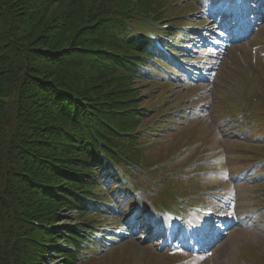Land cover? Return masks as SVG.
I'll return each mask as SVG.
<instances>
[{
	"label": "trees",
	"instance_id": "16d2710c",
	"mask_svg": "<svg viewBox=\"0 0 264 264\" xmlns=\"http://www.w3.org/2000/svg\"><path fill=\"white\" fill-rule=\"evenodd\" d=\"M166 3L0 0V264L81 261L114 217L97 169L152 167L134 78L152 69L143 29ZM64 209L77 223L54 226Z\"/></svg>",
	"mask_w": 264,
	"mask_h": 264
},
{
	"label": "rangeland",
	"instance_id": "374dc122",
	"mask_svg": "<svg viewBox=\"0 0 264 264\" xmlns=\"http://www.w3.org/2000/svg\"><path fill=\"white\" fill-rule=\"evenodd\" d=\"M167 1L168 3L162 8L164 19L172 23L181 20L188 22L190 26H198L202 23L201 14L199 11L196 12V5L199 6L198 0ZM204 22L208 30L214 28L211 22L207 20ZM260 23L247 40L231 45L223 53L217 54L213 49L210 53L208 51L205 53V49L200 46L197 50L202 49V52L193 53V58L190 56L192 58L190 64L205 70L207 79L204 82L193 85L189 81L180 82L176 78V81H172L173 84L165 86L167 88H161L162 91L158 90V87L155 88L156 83L153 84L154 86L146 85L147 83L143 80L134 83V86H139L137 96L140 99L137 102L147 112L146 117L139 116L140 121L137 128H148L149 132L153 131L152 138L157 139L155 144L142 147L143 158L149 164L164 161L165 166H158V169L152 173L158 174L157 178L144 176L140 179L141 183L147 185V191L133 193L129 202H135L134 206L128 205L127 207L125 204L121 208L119 204L122 203L125 195L122 194V196L119 193L120 200L115 210L118 219H111L119 222L123 218L131 217L138 207H146L150 213L149 218H152L151 215L159 216L155 210L151 211L148 205H152L153 197H163L160 193L164 192L165 178L170 176L171 171H175L172 175L189 172L185 169L191 166L194 156L197 155L196 159L207 158L206 163L209 165L205 170L213 168L220 174L206 176L203 172L197 173L199 177L195 185H192L194 182L191 175L179 179L185 188L184 191L188 192L187 199L184 198L183 201H188V198H193L195 201L202 199L199 196L201 194L199 188L204 189L205 187L206 192L209 189L219 190L221 187L227 190V197L222 199L224 203L221 204L218 201L220 206L217 205V209L223 216L233 220L230 221L231 228L221 227V230L226 233L224 238L205 253L192 254V252L177 248L171 250L162 248L160 247L161 239L151 242L147 237L149 234L145 231L150 227L140 228L139 225L142 224H139V229L135 228V232H124L125 234H122L116 243L101 247L102 250L93 254L94 256L86 264H251L250 261L254 256L264 260V225L260 229L255 228L251 223L245 227L235 225V222H239L240 216V213H237V207L241 210L250 209L258 202L264 208V178L251 182L248 180L249 177L244 178L242 179L244 183L242 185L237 183L238 186L235 185L234 189V184L224 179L228 174L232 176L230 179H233V176L244 177L243 170L251 166V164H241L234 157V154H239V151L228 150V146L236 144V139L232 138L235 134H242L237 129L239 124L244 128L248 126V121L254 123L257 119V117L255 119L254 117L242 118L243 111L239 110V107L244 106V99L247 101L245 107H248L249 98L245 97L246 94L241 97L245 86L241 84L243 82L241 79L245 75L249 77L254 75L253 81L258 80L257 84L252 82L255 92L260 96L264 95V21ZM157 25L160 24L157 23ZM200 30L202 32L203 27ZM188 47L194 48L195 44ZM199 93L202 94L199 101L201 99V106L207 107L206 111L199 113V110H194L188 119L184 117L185 122L182 118H177L178 111H182L180 108L184 105L186 108L191 105V98ZM231 98L239 99L235 109L230 108ZM192 105L195 106V103ZM256 107L261 109L259 103ZM224 113H229L226 116L230 120L225 126L220 122L218 131H214L217 121L224 122ZM208 183L210 185L206 187ZM175 193L180 194L178 190ZM251 196H255L256 200L250 199ZM157 206L170 207V204L165 198L157 201ZM60 213L62 217L57 222L58 226H70L77 223L76 212L64 209ZM111 220L107 219L108 222ZM158 246L160 248H157ZM54 260L56 261L47 262L57 264L60 261V259Z\"/></svg>",
	"mask_w": 264,
	"mask_h": 264
}]
</instances>
